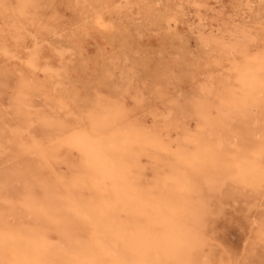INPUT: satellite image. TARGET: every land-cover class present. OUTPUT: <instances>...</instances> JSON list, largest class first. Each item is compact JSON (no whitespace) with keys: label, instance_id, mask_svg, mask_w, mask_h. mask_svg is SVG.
Segmentation results:
<instances>
[{"label":"rangeland","instance_id":"obj_1","mask_svg":"<svg viewBox=\"0 0 264 264\" xmlns=\"http://www.w3.org/2000/svg\"><path fill=\"white\" fill-rule=\"evenodd\" d=\"M15 2L0 0V241L91 249L53 264H264V0H36L26 19ZM243 36L245 53L224 47Z\"/></svg>","mask_w":264,"mask_h":264},{"label":"bare ground","instance_id":"obj_2","mask_svg":"<svg viewBox=\"0 0 264 264\" xmlns=\"http://www.w3.org/2000/svg\"><path fill=\"white\" fill-rule=\"evenodd\" d=\"M35 1L36 0H16V2H15V8H16V10H17V13H18V15H19V18H22V19H26V18H28V13H30V10H31V7L35 4ZM97 1V0H96ZM157 2V1H156ZM180 2H181V0H180ZM99 20H100V17H97V21L99 22ZM25 25V23L24 22H21L20 20H18V21H16V22H14V25H13V30H14V35H15V37H18V35H19V30ZM242 38V40L241 41H239V42H236V43H234V44H232V45H230V46H224L226 49L227 48H229L231 51H233V52H239V53H245L246 51H248V43H249V40H250V38H249V36H243V37H241ZM247 77H250V76H247ZM247 77L245 76V78H242L241 79V81H242V85H244V81L247 79ZM261 99V98H260ZM226 102V101H225ZM221 103V102H220ZM223 103V102H222ZM240 103H242V104H244L245 103V101H240ZM24 105H26V104H24ZM238 105V104H237ZM239 105H241V104H239ZM242 106V105H241ZM241 106H239V108H241ZM257 106V105H256ZM199 107V106H198ZM105 108V105L104 106H102L101 108H98L96 111H94V112H92V114H90L89 115V118H90V120L91 119H95V118H97V119H99V115H98V112H101L103 109ZM106 108H107V106H106ZM207 108V107H206ZM195 109V108H194ZM208 110V109H207ZM106 113V112H105ZM122 116V113H121V111L119 110V109H117V108H113V110H112V121H114V120H116V119H119L120 117ZM221 116V115H220ZM199 117H201L202 119H204V120H207L208 119V117H207V114H206V112L204 111V113L202 112L200 115H199ZM123 118V117H122ZM101 119V118H100ZM212 119V118H211ZM216 120V119H215ZM45 121H47V120H45ZM101 121V120H100ZM103 121V120H102ZM47 123H50L49 121H47ZM121 123V122H120ZM125 123V122H124ZM207 124V123H206ZM209 124V123H208ZM216 124V123H215ZM122 125V124H121ZM203 125V124H202ZM218 125H221V124H218ZM125 126V125H124ZM132 126V125H131ZM208 126V125H207ZM206 126V127H207ZM222 127H223V125H221ZM105 127V126H104ZM137 127V126H136ZM204 127V126H203ZM114 128V127H113ZM124 128V127H123ZM133 128V127H132ZM139 128V127H138ZM106 129V128H105ZM118 129V128H117ZM205 129V128H204ZM110 130V129H109ZM120 130V129H119ZM122 130V129H121ZM111 131V130H110ZM130 131H132V130H130ZM129 131V132H130ZM224 131V130H223ZM109 132V131H108ZM139 132V131H138ZM147 132V131H146ZM216 132V131H215ZM16 133V132H15ZM111 133V132H110ZM122 133V132H121ZM104 134V133H103ZM130 134V133H129ZM137 133H135V135H136ZM146 135H148L147 133H146ZM224 135V134H223ZM237 135H239V136H241V131L240 130H238V134ZM111 136V135H110ZM119 136H120V134H119ZM122 136V135H121ZM128 136V135H127ZM131 136V135H130ZM205 136V135H204ZM114 137V136H113ZM150 137V136H149ZM105 138V137H104ZM124 138V137H123ZM135 138V137H134ZM204 138V137H203ZM126 139V138H125ZM130 139V138H129ZM152 139V138H151ZM179 139V138H178ZM104 140V139H103ZM111 140V139H110ZM132 140V139H131ZM206 140H207V138H206ZM96 141V140H95ZM117 141V140H116ZM124 141V140H123ZM133 141V140H132ZM190 141V140H189ZM209 141V140H208ZM33 142V141H32ZM103 142V141H102ZM138 142V141H137ZM144 142V141H143ZM142 142V143H143ZM162 142V141H161ZM194 142H196V141H194ZM22 143V142H21ZM31 143V142H30ZM111 143V142H110ZM218 143V142H217ZM97 144V143H96ZM114 144V143H113ZM118 144H120L119 142H118ZM146 144V143H145ZM210 144V143H209ZM213 144V143H212ZM25 145H27V144H25ZM111 145V144H110ZM123 145V144H122ZM131 145H132V143H131ZM150 145V144H149ZM198 145V144H197ZM200 145V144H199ZM220 145H221V143H220ZM39 146V143L38 142H36V141H34L33 143H32V145H31V147L33 148V149H36L37 147ZM98 146H100V145H98ZM142 146V145H141ZM148 146V145H147ZM167 146V145H166ZM210 146V145H209ZM41 147V146H40ZM128 147V146H127ZM129 147H130V144H129ZM159 147V146H158ZM208 147V146H207ZM112 148V147H111ZM110 148V149H111ZM117 148V147H116ZM157 148V147H156ZM211 148V147H210ZM225 148H226V146H225ZM24 149V148H23ZM103 149V148H102ZM107 149V148H106ZM109 149V148H108ZM113 149V148H112ZM124 149V148H123ZM133 149V148H132ZM168 149V148H167ZM212 149H213V147H212ZM104 150V149H103ZM114 150V149H113ZM113 150H111V151H113ZM126 150V149H125ZM128 150V149H127ZM161 150V149H160ZM184 150V149H183ZM205 150V149H204ZM215 150V149H214ZM24 151V150H23ZM130 151V150H129ZM210 150L209 149H207V152L208 153H206L207 154V161H208V163H209V166H207V167H210L209 169H210V172H213V173H217L218 172V174H221L224 178H232L233 179V177H232V175H233V171H232V169H231V167H229L228 166V164H227V162L225 161V159L223 160V158H221V156L220 155H216L215 153H212V152H209ZM216 151V150H215ZM219 151V150H218ZM222 151V150H221ZM241 151V150H240ZM244 151V150H243ZM42 152V151H41ZM106 152V151H105ZM110 152V151H109ZM127 152V151H126ZM226 152V151H225ZM244 152H246V151H244ZM104 153V152H103ZM125 153V152H124ZM221 153V152H220ZM108 154V153H107ZM111 154H112V152H111ZM110 154V155H111ZM116 154V153H115ZM138 154V153H137ZM113 155V154H112ZM124 155V154H123ZM107 156V155H106ZM115 156V155H114ZM134 156V155H133ZM179 156V155H178ZM241 156H243V155H241ZM245 156V155H244ZM247 156V155H246ZM116 157V156H115ZM175 157H177V155H175ZM185 157V156H184ZM111 158V157H110ZM118 158V157H117ZM131 158V157H130ZM133 158V157H132ZM193 158V157H192ZM204 158V157H203ZM112 159V158H111ZM194 159V158H193ZM116 160V159H115ZM174 160H176V159H174ZM195 160V159H194ZM122 161V160H121ZM138 161V160H137ZM206 161V162H207ZM111 162V161H110ZM125 162V161H124ZM129 162H131V161H129ZM128 162V163H129ZM174 162V161H173ZM205 162V161H204ZM113 163H115V162H113ZM177 163V162H176ZM187 163V162H186ZM190 164H191V162H190ZM245 164V163H244ZM131 165V164H130ZM173 165H176V164H174L173 163ZM123 166V165H122ZM125 166H127V165H125ZM129 166V165H128ZM194 166V165H193ZM124 167V166H123ZM206 167V168H207ZM202 168H203V166H202ZM123 169V168H122ZM128 169V168H127ZM120 170V169H119ZM205 170V169H204ZM126 171V170H125ZM131 171V170H130ZM205 171H207V170H205ZM260 171V170H259ZM202 172V171H201ZM119 173V172H118ZM121 173H123V172H121ZM131 173V172H130ZM124 174V173H123ZM128 174V173H127ZM261 174V173H260ZM259 174V175H260ZM182 175V174H181ZM198 175V174H197ZM236 175V174H235ZM127 176V175H126ZM109 177V176H108ZM132 177V176H131ZM9 178V176L8 175H6V176H3V178L0 180V187H1V189H2V187L3 186H5L6 185V181L7 180H9L8 179ZM123 179H124V177H123ZM251 179H252V177L250 176V181H251ZM259 179H260V177H259ZM263 179V178H262ZM128 180V179H127ZM130 180V179H129ZM179 180V179H178ZM223 180V179H222ZM254 180V179H253ZM131 181H133V180H131ZM224 181V180H223ZM47 183V182H46ZM131 183V182H130ZM258 183V182H257ZM50 184V183H49ZM135 184V183H134ZM138 184V183H137ZM137 184H135V185H137ZM163 184V183H162ZM52 186H54L53 184H51ZM133 185V184H132ZM131 185V186H132ZM139 186V185H138ZM137 187V186H136ZM159 187V186H158ZM162 187V186H161ZM3 188H5V187H3ZM162 188H164V186L162 187ZM213 188V187H212ZM29 189V188H28ZM137 189V188H136ZM139 189V188H138ZM159 189V188H158ZM147 190V189H146ZM160 190H161V188H160ZM163 190V189H162ZM140 191H142L141 189H140ZM29 192V191H28ZM133 192V191H132ZM144 192V191H143ZM150 192H152V191H150ZM158 192V191H157ZM160 192V191H159ZM135 193H137V192H135ZM141 193V192H140ZM163 193V192H162ZM38 194V193H37ZM138 194V193H137ZM39 196H41V194H38ZM52 195V194H51ZM64 195V194H63ZM70 195V194H69ZM142 195V194H141ZM140 195V196H141ZM155 195V194H154ZM105 196H107V195H105ZM110 196V195H109ZM157 196H158V194H157ZM31 197H33V195L31 196ZM59 197H62V195L60 196L59 195ZM58 197V198H59ZM64 197V196H63ZM70 197H71V195H70ZM35 198V197H34ZM67 198V197H66ZM141 198H143V197H141ZM157 198V197H156ZM155 198V199H156ZM60 199H63V198H60ZM59 199V200H60ZM37 200V199H36ZM65 200V199H64ZM24 201H25V199H24ZM34 201V200H33ZM77 201V200H76ZM59 202V201H58ZM69 202V201H68ZM72 202V201H71ZM39 203V202H38ZM67 203V202H66ZM76 203V202H75ZM61 204V203H60ZM58 205V203H57V205L58 206H61V205ZM74 204V203H73ZM72 204V205H73ZM70 205V204H69ZM64 206V205H63ZM79 206V205H78ZM80 207V206H79ZM158 207V206H157ZM59 208V207H58ZM68 207H66L65 209H67ZM82 209V208H81ZM60 210H61V208H60ZM59 210V211H60ZM62 211V210H61ZM60 211V212H61ZM65 211H67V210H64L63 212H65ZM102 211V210H101ZM81 212H83V211H81ZM87 212V211H86ZM85 212V213H86ZM59 213V212H58ZM57 214V213H56ZM66 214V213H65ZM72 214V213H71ZM70 214V215H71ZM80 214V213H79ZM69 215V216H70ZM81 215H83V214H81ZM75 218V216H71V218L69 219V220H71L72 218ZM84 217V216H83ZM82 217V218H83ZM87 217V216H86ZM93 218H94V215L92 216ZM81 218V219H82ZM85 218V217H84ZM37 219H39L40 220V218L38 217ZM68 219V218H67ZM66 219V220H67ZM80 219V220H81ZM87 219H89V218H87ZM65 220V221H66ZM69 220H67V221H69ZM90 221H91V219H89ZM65 221H63L62 220V222H65ZM85 221H87V220H85ZM89 221V222H90ZM81 222V221H80ZM60 223H61V221H60ZM60 223H57L58 225H60ZM81 223H83V221L81 222ZM87 224V223H86ZM89 224V223H88ZM92 224V223H91ZM75 224L72 222V221H70V222H68V223H66L65 222V224H63L60 228H59V234H60V236H61V238L63 239V240H65V241H68V240H70L71 242H74L75 240L77 241V240H80L81 238L80 237H78L77 235H78V233H77V229L76 228H78V227H76V226H74ZM85 225V224H84ZM83 225V226H84ZM88 226V225H87ZM94 226V225H93ZM58 228H57V230H58ZM94 228V227H93ZM88 229V228H87ZM90 229H92V228H90ZM95 230H96V228H95ZM85 231H86V229H85ZM98 234V233H97ZM80 238V239H79ZM86 240H87V238H86ZM105 240V239H104ZM103 240V241H104ZM76 241H75V243H76ZM63 242V241H62ZM81 242V241H80ZM105 242V241H104ZM66 243V242H65ZM78 243V242H77ZM77 243L75 244L76 245V248H77V250L75 251V252H72V250H71V248H70V250H71V253H66V252H64L62 249H58L59 247H57V248H54L53 246H49V245H46V246H42L41 248H39L38 250H36V251H33V250H31L30 248H28V247H25V246H23L22 244H19V243H17V242H2V241H0V264H38V262L40 263V264H53L54 262V259H53V257H54V255H60V256H65V255H67V256H69V258L70 259H72L73 261H76L77 260V258L76 257H74V258H72V253L74 254H79V255H85V254H87V255H90L91 254V249L89 248V247H85V246H77ZM108 243V242H107ZM106 243V244H107ZM193 243V242H192ZM67 245V244H66ZM74 245V244H73ZM74 245V246H75ZM105 245V244H104ZM107 245H110V243L109 244H107ZM107 245H105L106 247H110V246H107ZM69 246V245H68ZM67 246V247H68ZM64 247H65V245H64ZM63 247V248H64ZM111 248H112V246H111ZM64 250H68V248L67 249H64ZM70 250H68V251H70ZM67 251V252H68ZM111 251H112V249H111ZM81 256V257H82ZM65 259V258H64ZM65 260H67V259H65ZM92 261H94V260H92ZM122 261V260H121ZM77 262V261H76ZM123 262V261H122ZM122 262H121V264H122ZM125 264V263H124Z\"/></svg>","mask_w":264,"mask_h":264}]
</instances>
